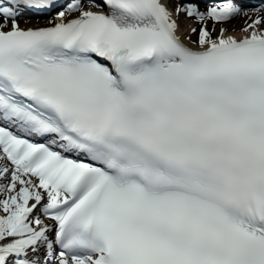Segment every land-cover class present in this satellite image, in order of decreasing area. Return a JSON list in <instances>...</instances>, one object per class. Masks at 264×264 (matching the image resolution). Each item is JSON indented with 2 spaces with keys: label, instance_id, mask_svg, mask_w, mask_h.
Here are the masks:
<instances>
[{
  "label": "snow or ice",
  "instance_id": "1",
  "mask_svg": "<svg viewBox=\"0 0 264 264\" xmlns=\"http://www.w3.org/2000/svg\"><path fill=\"white\" fill-rule=\"evenodd\" d=\"M204 3L0 0V264H264V6Z\"/></svg>",
  "mask_w": 264,
  "mask_h": 264
},
{
  "label": "bare ground",
  "instance_id": "2",
  "mask_svg": "<svg viewBox=\"0 0 264 264\" xmlns=\"http://www.w3.org/2000/svg\"><path fill=\"white\" fill-rule=\"evenodd\" d=\"M244 18H246V17L243 16V15L234 18L233 22H235L236 24H239V26H237V27L234 28L235 31H230V34L236 35L238 37H240L242 35H245V33L240 30L243 27V25H244V24H242V21H243ZM45 20L46 19H36V18L31 19V20H26L25 18H20L19 22H20V24L22 26H26V24H27V26H30V25H35L37 23L38 24H42V23L45 22ZM49 20H51V19H47L46 20V23L47 24H48ZM226 24H228V23H226ZM230 25H232V23H230ZM230 25H228V26H230ZM211 26L212 25L209 24V27H211ZM217 32H219V30ZM194 39H195V37H194Z\"/></svg>",
  "mask_w": 264,
  "mask_h": 264
},
{
  "label": "rangeland",
  "instance_id": "3",
  "mask_svg": "<svg viewBox=\"0 0 264 264\" xmlns=\"http://www.w3.org/2000/svg\"><path fill=\"white\" fill-rule=\"evenodd\" d=\"M181 23H183V25H186V24H191L192 26L195 25V23L193 21H190V20H186L185 18H181ZM230 25V24H229ZM226 26H228V24H226ZM217 27L219 28V25H217ZM230 27V26H228Z\"/></svg>",
  "mask_w": 264,
  "mask_h": 264
}]
</instances>
